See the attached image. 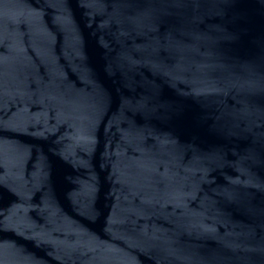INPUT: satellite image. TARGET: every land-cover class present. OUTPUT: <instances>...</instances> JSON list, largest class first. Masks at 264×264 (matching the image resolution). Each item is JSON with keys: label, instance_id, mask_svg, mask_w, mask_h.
I'll return each instance as SVG.
<instances>
[{"label": "water", "instance_id": "95a60500", "mask_svg": "<svg viewBox=\"0 0 264 264\" xmlns=\"http://www.w3.org/2000/svg\"><path fill=\"white\" fill-rule=\"evenodd\" d=\"M0 264H264V0H0Z\"/></svg>", "mask_w": 264, "mask_h": 264}]
</instances>
